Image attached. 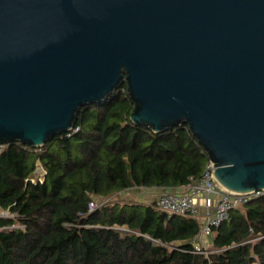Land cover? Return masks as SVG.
<instances>
[{"label":"water","instance_id":"95a60500","mask_svg":"<svg viewBox=\"0 0 264 264\" xmlns=\"http://www.w3.org/2000/svg\"><path fill=\"white\" fill-rule=\"evenodd\" d=\"M123 84L134 125L186 126L224 190L264 189V0H0V147Z\"/></svg>","mask_w":264,"mask_h":264},{"label":"trees","instance_id":"16d2710c","mask_svg":"<svg viewBox=\"0 0 264 264\" xmlns=\"http://www.w3.org/2000/svg\"><path fill=\"white\" fill-rule=\"evenodd\" d=\"M131 112L123 84L43 147H2L0 210L11 216H0V264H264V197L232 210L207 254L193 253L198 218L115 200L197 184L208 162L186 126L154 133L134 125ZM38 163L45 178L32 183Z\"/></svg>","mask_w":264,"mask_h":264},{"label":"built area","instance_id":"2783aa9c","mask_svg":"<svg viewBox=\"0 0 264 264\" xmlns=\"http://www.w3.org/2000/svg\"><path fill=\"white\" fill-rule=\"evenodd\" d=\"M3 146L0 147V150ZM214 168L211 162L206 163L201 178L197 184L186 186V194L165 193L154 203L156 210L168 215H178L183 217L198 218L201 222L198 235L193 241V253L207 254L208 239L213 230L219 227L223 222L229 219L232 210L239 208L252 199L264 197V189L261 191L251 192L248 194L233 193L224 190L214 178ZM45 178V171L38 163L32 183H42ZM203 197L204 214L200 218L196 205V198ZM97 205L92 202L89 205V211L94 210ZM7 216H11L7 212ZM23 228L13 225L10 227Z\"/></svg>","mask_w":264,"mask_h":264},{"label":"crops","instance_id":"0c3cea01","mask_svg":"<svg viewBox=\"0 0 264 264\" xmlns=\"http://www.w3.org/2000/svg\"><path fill=\"white\" fill-rule=\"evenodd\" d=\"M188 191L187 187H181L177 189H161V188H153V189H144V188H139V189H133L132 191L128 192H133L136 194V197H138L139 203L143 204H154L155 201L158 199V197L162 196L165 193H177V194H186ZM125 192V193H128ZM123 194V193H122ZM196 205L198 208V214L200 218L203 217L204 214V208H203V197L199 196L196 198ZM0 215H1V210H0Z\"/></svg>","mask_w":264,"mask_h":264},{"label":"rangeland","instance_id":"374dc122","mask_svg":"<svg viewBox=\"0 0 264 264\" xmlns=\"http://www.w3.org/2000/svg\"><path fill=\"white\" fill-rule=\"evenodd\" d=\"M132 191V190H131ZM115 200L120 201V202H124V201H133V202H139V198L136 197V194H134L133 192H128V193H123L120 194L119 197H117ZM0 216H7V212L1 211V215ZM207 249L209 250V244Z\"/></svg>","mask_w":264,"mask_h":264}]
</instances>
